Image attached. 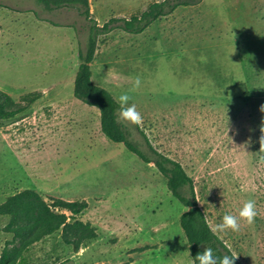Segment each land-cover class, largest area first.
<instances>
[{
    "label": "rangeland",
    "instance_id": "obj_1",
    "mask_svg": "<svg viewBox=\"0 0 264 264\" xmlns=\"http://www.w3.org/2000/svg\"><path fill=\"white\" fill-rule=\"evenodd\" d=\"M154 1L161 0L89 3L102 26ZM1 2L22 14L17 41L0 43V90L22 106L25 95L41 98L0 126V206L26 189L50 204L86 201L79 218L97 229L79 253L61 232L47 237L24 252L27 264H193L180 226L188 209L167 179L110 142L99 110L74 96L90 22L72 9L48 12L37 0ZM91 70L94 84L116 101L140 77L129 102L143 117L138 127L192 178L211 228L256 201L253 225L241 221L239 232L216 235L242 264H264V0H204L140 35L115 29L98 38ZM122 124L145 149L137 126ZM9 227L10 217L0 216V257L18 246Z\"/></svg>",
    "mask_w": 264,
    "mask_h": 264
},
{
    "label": "trees",
    "instance_id": "obj_2",
    "mask_svg": "<svg viewBox=\"0 0 264 264\" xmlns=\"http://www.w3.org/2000/svg\"><path fill=\"white\" fill-rule=\"evenodd\" d=\"M0 0V7L1 5ZM46 11L60 9L76 10L78 14L90 22L86 47L79 53L80 66L75 78L74 96L82 103L95 107L100 112L101 131L112 143L123 144L146 164H154L157 170L167 179V187L172 196L188 210L180 217V226L189 244L192 261L205 246L211 247L215 255L233 254L226 243L211 231L206 217L199 207L194 182L183 166L158 152L150 143L146 134L140 131L146 148H141L132 141L131 134L122 123H117L118 103L110 92L92 81L91 65L95 60L98 38L115 29L125 33L140 35L161 18L173 15L181 7H194L204 0H161L147 5L129 18H111L100 26L92 17L89 0H37ZM40 93H32L22 97L26 106L15 104L12 98L0 90V126L22 114L38 100ZM88 209L86 201H65L53 199L46 202L35 190L26 189L0 206V216L10 217L9 233L14 235L18 246L7 249L0 257V264H27L24 252L47 237L61 232L66 245L72 247L74 253L97 238V229L90 223L80 220ZM70 215H69V214ZM67 261L61 263L66 264ZM198 264V262H196ZM235 264H242L237 258Z\"/></svg>",
    "mask_w": 264,
    "mask_h": 264
},
{
    "label": "clouds",
    "instance_id": "obj_3",
    "mask_svg": "<svg viewBox=\"0 0 264 264\" xmlns=\"http://www.w3.org/2000/svg\"><path fill=\"white\" fill-rule=\"evenodd\" d=\"M141 85V79L139 76L134 78L133 87L127 91L122 92L118 96L117 103L119 105L117 110V123H127L130 125L140 126L143 123V117L137 110L135 103H129L132 100L130 92H134L139 89ZM264 111V106H262ZM260 148L258 152V162L264 165V125L261 126ZM258 215L256 201L254 199L247 200L243 206L238 210V215L225 214L222 218V222L216 224L211 228L213 233H225L228 230L232 232H239L241 230V221H244L247 225L251 226L255 223V219ZM237 258L236 254H225L223 256H217L211 247L205 246L202 252H198L194 257L193 264H235Z\"/></svg>",
    "mask_w": 264,
    "mask_h": 264
},
{
    "label": "crops",
    "instance_id": "obj_4",
    "mask_svg": "<svg viewBox=\"0 0 264 264\" xmlns=\"http://www.w3.org/2000/svg\"><path fill=\"white\" fill-rule=\"evenodd\" d=\"M5 1V0H2ZM21 2L24 0H20ZM1 7H0V43H7V46H10L12 42L17 41L15 38L16 36L18 37V16L21 15L17 10H9L7 8H4V4L1 2ZM30 13V11H29ZM27 12L26 18H27V24H29V14ZM25 18V16H24Z\"/></svg>",
    "mask_w": 264,
    "mask_h": 264
}]
</instances>
